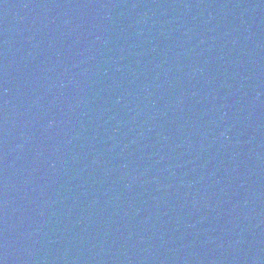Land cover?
<instances>
[{"label": "water", "instance_id": "obj_1", "mask_svg": "<svg viewBox=\"0 0 264 264\" xmlns=\"http://www.w3.org/2000/svg\"><path fill=\"white\" fill-rule=\"evenodd\" d=\"M0 264H182L102 0H0Z\"/></svg>", "mask_w": 264, "mask_h": 264}]
</instances>
